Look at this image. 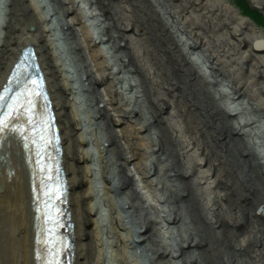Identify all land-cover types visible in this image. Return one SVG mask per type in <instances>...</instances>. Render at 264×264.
Here are the masks:
<instances>
[{"label": "bare ground", "instance_id": "1", "mask_svg": "<svg viewBox=\"0 0 264 264\" xmlns=\"http://www.w3.org/2000/svg\"><path fill=\"white\" fill-rule=\"evenodd\" d=\"M47 1L0 0V264H264V32L242 2Z\"/></svg>", "mask_w": 264, "mask_h": 264}, {"label": "rangeland", "instance_id": "2", "mask_svg": "<svg viewBox=\"0 0 264 264\" xmlns=\"http://www.w3.org/2000/svg\"><path fill=\"white\" fill-rule=\"evenodd\" d=\"M44 1V3H45V6L46 7H48V5H47V0H43ZM252 1V0H251ZM242 3H244V4H242V5H244V6H249V8L251 9V10H258V9H260L258 6H256V5H254V3H253V1H252V3L249 1V0H242L241 1ZM229 3H230V5H232V6H234L233 5V3H231V1H229ZM235 7V6H234ZM239 7H241L239 4H237V9L240 11V13H243L244 12V9H245V7L243 8V7H241V8H239ZM236 8V7H235ZM261 10V9H260ZM262 11V10H261ZM263 14H264V12H263ZM262 14V15H263ZM264 16V15H263ZM243 17V16H242ZM244 19H246V20H249L250 22H252V24L256 27V28H258L259 30H261L262 32H264V27H260V26H258V25H256L252 20H251V16H248L247 14L246 15H244ZM56 23H55V28L58 30V27H57V25H59L58 24V20H56L55 21ZM1 40V39H0ZM62 43H63V40H60ZM62 47H64V49L65 50H63V54L65 53V51H67L66 50V46H65V44L63 43V46ZM66 59L68 60V63H70V65H71V59H69L68 57H66ZM73 72V77H72V81L73 82H76L77 83V85H76V87H77V91H78V93L80 92V87H79V84H78V81H77V79L74 77V70L72 71ZM75 76H76V74H75ZM77 77V76H76ZM142 262H145V259H142L141 260Z\"/></svg>", "mask_w": 264, "mask_h": 264}, {"label": "trees", "instance_id": "3", "mask_svg": "<svg viewBox=\"0 0 264 264\" xmlns=\"http://www.w3.org/2000/svg\"><path fill=\"white\" fill-rule=\"evenodd\" d=\"M240 1H242V0H240ZM242 4H244V3H242ZM244 7H245V9H244L245 15L247 14L248 16H251V20L256 25H258L260 27H264V16H262V14L259 13L258 11H256V10H251L249 8V6L246 7V6L243 5V8Z\"/></svg>", "mask_w": 264, "mask_h": 264}]
</instances>
